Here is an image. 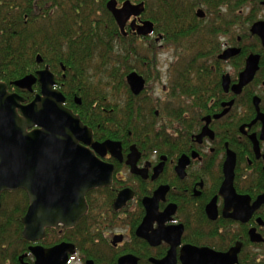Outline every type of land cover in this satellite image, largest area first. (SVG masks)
Listing matches in <instances>:
<instances>
[{"label": "flooded vegetation", "instance_id": "flooded-vegetation-1", "mask_svg": "<svg viewBox=\"0 0 264 264\" xmlns=\"http://www.w3.org/2000/svg\"><path fill=\"white\" fill-rule=\"evenodd\" d=\"M262 1L258 0V4L264 9ZM198 9H201V15H197ZM140 16L136 18V24L148 20ZM194 16L202 25L209 22L207 12L202 7L194 11ZM132 19L133 17L126 22V33L120 32L122 37L133 35L146 39L154 35V30L145 36L136 34L130 27ZM224 19L225 16L222 17L221 26L216 22V39L227 36L225 31L227 23ZM262 19L264 16L257 20ZM183 22L187 24L189 20ZM252 23L248 27V33L250 36H256L249 32ZM155 39L164 42L163 35L159 31L156 32ZM231 42L232 44L223 48L221 52H216L217 64H233L235 58L241 54L244 45L241 35L236 36L235 41ZM216 45L219 47L218 42ZM260 46L264 49L261 42ZM228 48H239L240 52L227 59L219 58L218 56ZM249 53H258L261 61V53L251 51L244 55L243 64L233 77L221 69L218 78L219 88L213 94L210 93L212 96L204 108L191 115L189 112L182 113L184 119H187L185 124L166 120L161 116V109L157 105L148 111L153 121L150 124L152 129L160 131L152 132L151 136L141 132V136H148L143 139L146 142L155 137L153 140L156 141V145L146 143L145 146L137 142L132 131H129L127 138L124 139L103 134L97 136V132L110 123L98 118L97 124L94 125L84 122L81 115L75 111L83 106L82 98L77 94L73 95V104L69 107L67 86L60 81L57 72H53L46 64L54 75V88L60 90L65 97L63 105L71 109L79 116L82 123L91 129L92 141L97 143L106 140L115 141L119 142V147L105 148L104 152L100 153L99 151H103L102 148L96 151L90 144L79 141L84 148L93 151L101 162L111 166L110 183L86 191L84 196L87 209L72 227H64L62 223L55 227H46L44 237L38 240H28L22 236V218L30 205L27 192L21 188L1 191L0 223L3 221L7 223L10 216H14L21 225L19 234L23 243L19 241L18 245L22 249L9 254L8 258L0 259V262L35 264V256L30 251V247L50 248L65 242L73 244L75 248V252L69 254L65 264H70L76 255L80 264H86L88 261L92 264H118L120 258L127 255L136 258V264H154L150 259H163L170 250L174 252L176 264H182L180 256L185 246L208 248L225 253L236 245H239V250L237 262L234 264H264V200L252 211L246 221H241L228 216L233 209L227 208L224 196L220 194L225 178L223 166L227 159V151L231 150L235 155L232 186L236 194L248 197L249 205L264 195V139L260 138L262 123L260 120L252 122L256 117L254 96L259 98L258 107L264 114L261 108L264 80L256 86L250 85L260 70V61L259 69L250 83L239 93L231 89V86L238 82L239 72L244 68L245 58ZM206 61L211 60L206 59ZM174 62L175 59L170 63L165 84H162L159 94H156L153 90L148 91V81L157 73L153 65L154 59L148 56L144 58L141 73L139 69L130 71L142 76L144 88L140 93L133 94L125 77L130 93L137 96L145 92L146 99L162 101L168 93V82ZM210 67L212 68L213 65L210 64ZM60 70L62 78L65 79L67 70L63 64ZM225 75L229 76L227 89L222 85V78ZM35 84L32 85L31 91L13 86L22 93H31ZM59 86L66 92L64 93ZM245 87L251 88L248 90L250 94L252 93L251 107L247 103ZM39 91L35 92L33 97ZM15 92L21 95L18 91ZM24 99L25 102L30 101H27L26 97ZM85 109L84 107L86 113ZM107 113L112 117L110 109L104 111L105 115ZM252 135L255 136L258 150L254 148ZM122 194H125L126 198L116 206V201ZM214 207L215 217L212 218L213 212H209V209ZM150 212L152 220L148 223V228L141 229ZM160 226L169 232L168 235L164 234L166 238L158 239L155 236ZM78 232L80 237L77 238V242L70 240V235ZM47 233L52 238L50 242H54L51 245L43 244ZM252 233L258 234L261 240H252ZM91 238L92 241H89ZM79 242L82 246L78 244Z\"/></svg>", "mask_w": 264, "mask_h": 264}, {"label": "trees", "instance_id": "trees-1", "mask_svg": "<svg viewBox=\"0 0 264 264\" xmlns=\"http://www.w3.org/2000/svg\"><path fill=\"white\" fill-rule=\"evenodd\" d=\"M107 1L0 0V81L6 84L9 91H18L29 101L39 91L38 85L33 86L31 93H22L13 86V82L25 75L35 74L47 64L67 86L71 100L67 97L69 107H72L73 95L77 94L82 98L86 113L83 106L75 111L84 122L94 125L98 118L110 123L101 128L97 136L103 134L124 139L132 131L137 142L145 146L146 143L156 145L153 140L155 137L148 139V142L143 139L151 136L154 131H160L153 130L150 125L153 121L148 111L154 106L161 109V116L166 120L184 123L187 119H184L182 113L189 112L191 115L204 108L211 94L219 88L221 69L220 64L215 61L218 49L215 26L216 22L219 26L222 25V17L225 16V31L230 40L235 41L236 26L242 32L244 45L233 65L238 70L241 65H237V59L243 58L248 52L258 51L262 55L260 70L250 85L256 86L264 80V49L261 48L259 39L248 33L249 25L258 19V0H130L133 3L144 2V11L140 17L151 20L154 32L159 31L164 41L185 40L191 45L175 58L168 93L162 101L146 99L145 92L132 95L125 77L137 67L141 73L142 60L148 55L138 47V42L145 38L133 35L122 37L113 16L106 9ZM123 1L117 0L118 4ZM199 7L207 12L209 20L203 25L194 16V11ZM246 8L248 11L245 13ZM184 20L189 22L184 24ZM37 55L42 59L39 63L36 61ZM95 57L99 58L96 63H101L102 71L98 74L90 71ZM62 64L67 70L65 79L61 75ZM210 64L213 65L212 68ZM103 73H106L104 80ZM249 89L251 88L245 87L244 93L250 106L252 93L250 94ZM261 97V108L264 110V92ZM109 109L112 117L108 113L104 114ZM141 132L148 136H141ZM20 226L12 215L7 223H0L1 260L22 249L18 245L22 241ZM79 234L80 232L72 233L70 240L77 242ZM50 239L52 238L47 233L43 244L54 243ZM78 244L82 246L80 242Z\"/></svg>", "mask_w": 264, "mask_h": 264}, {"label": "water", "instance_id": "water-1", "mask_svg": "<svg viewBox=\"0 0 264 264\" xmlns=\"http://www.w3.org/2000/svg\"><path fill=\"white\" fill-rule=\"evenodd\" d=\"M264 5V0L262 1ZM106 9L113 16L120 32L125 34V25L133 17L130 27L136 34L145 36L154 30L151 20L140 21L136 18L144 11V2L132 3L124 0L118 5L117 0H108ZM198 9L197 15H201ZM249 32L256 35L264 47V19L257 20L250 26ZM240 52L239 48L225 49L218 57L227 59ZM40 55L36 61L40 62ZM260 55L249 53L245 58L244 68L239 72L238 82L231 86L235 93L250 83L259 69ZM126 81L133 94L144 88V79L135 71L126 76ZM38 83L39 93L25 102L24 97L16 92H9L6 84L0 81V192L21 188L30 199V205L22 218V236L28 240L44 237L46 227H55L62 223L72 227L87 209L85 193L91 188L110 183L111 166L101 162L93 151L84 148L79 141L90 144L94 150L119 147V142L106 140L101 143L92 141V131L84 125L79 116L63 105L64 95L54 88L53 73L46 65L35 74L25 75L13 82V85L31 91L32 85ZM224 89L228 88L229 76L222 78ZM259 98L253 97L256 117L262 129L260 138L264 139V114L258 107ZM243 128V127H242ZM254 148L258 150L255 136H251ZM119 152L118 150H116ZM235 155L227 151L224 162V181L220 194L224 196L226 206L233 209L228 216L246 221L252 211L264 200L260 196L252 205L248 197L236 194L233 186ZM126 196L122 194L116 201L119 206ZM215 217V207L210 208ZM152 214L144 220L141 229H147ZM169 232L160 226L155 236L166 238ZM180 234V232H179ZM254 241L261 240L258 234H251ZM239 245L225 253L208 248L185 246L180 260L182 264H234L237 262ZM35 256V264H65L69 254L75 252L74 245L61 242L50 248L30 247ZM154 264H176L173 250L160 260L150 259ZM86 264H92L90 261ZM118 264H136V258L127 255L120 258Z\"/></svg>", "mask_w": 264, "mask_h": 264}, {"label": "rangeland", "instance_id": "rangeland-1", "mask_svg": "<svg viewBox=\"0 0 264 264\" xmlns=\"http://www.w3.org/2000/svg\"><path fill=\"white\" fill-rule=\"evenodd\" d=\"M245 13L248 11V9H244ZM258 12V18H262L264 16V9L261 7L257 10ZM225 13V12H224ZM241 28L239 26L235 27L234 36H240L241 35ZM156 32L151 37H147L146 39L142 40L139 43V48L148 55V57L154 59L153 65L156 67V75L155 77L151 78L148 81V91L153 90L154 93L159 94L160 89L162 88V84H165L166 82V75H168V70L170 67V63L174 61V59L177 57V55L182 54L185 50H188V46H191L185 42V40H179L176 42H160L156 41ZM232 40V39H231ZM230 40V37L224 36L220 37L219 39L215 38V41L218 42L219 47H217V51L221 52L223 48H225L228 45H231L232 42ZM246 41H244L245 43ZM246 43H253L251 41H247ZM243 59H237V65L243 64ZM99 61V58L95 57L93 58L91 65H90V71L92 73L98 74L102 70L101 63H96ZM220 69H223L224 72H228L232 75V77L235 75L237 68L232 64H221ZM138 69V67H137ZM140 70V69H139ZM103 80L106 79V73H103ZM81 262L78 260V257H76L71 261L70 264H80Z\"/></svg>", "mask_w": 264, "mask_h": 264}]
</instances>
